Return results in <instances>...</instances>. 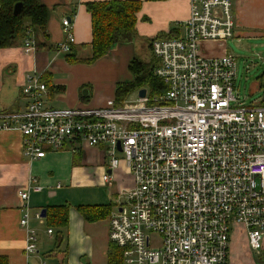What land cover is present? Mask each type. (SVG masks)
<instances>
[{
  "label": "built area",
  "instance_id": "2783aa9c",
  "mask_svg": "<svg viewBox=\"0 0 264 264\" xmlns=\"http://www.w3.org/2000/svg\"><path fill=\"white\" fill-rule=\"evenodd\" d=\"M190 6L178 37L150 42L163 93L152 96L147 89L135 102L110 98L100 107L57 111L45 107L47 67L35 68L21 85L29 101L14 126L30 161L69 143L104 146L111 171L125 162L133 185L120 192L121 207L109 217V238L122 249L124 264H230L236 226L252 251L263 248L264 106L241 105L236 56L204 52L208 41L235 37L234 0H190ZM73 17L62 19L59 53H71L76 42ZM35 43L30 31L23 39L26 55L35 54ZM19 196L30 255L38 251L30 189ZM36 217L43 220L42 212Z\"/></svg>",
  "mask_w": 264,
  "mask_h": 264
},
{
  "label": "crops",
  "instance_id": "0c3cea01",
  "mask_svg": "<svg viewBox=\"0 0 264 264\" xmlns=\"http://www.w3.org/2000/svg\"><path fill=\"white\" fill-rule=\"evenodd\" d=\"M100 0H42L49 9L45 32L33 30L36 52L26 55L23 40L10 48L0 49V256H6L8 264H110L112 243L109 238V217L120 207V192L133 185V178L121 162L119 168L109 169L110 157L104 146L89 147L66 144L61 150L47 148L46 155L30 161L23 149V136L14 126L27 110L28 98L22 92V82L35 68L43 70V80H50L45 107L51 110H67L82 106L100 107L114 98L116 84L131 80L129 63L137 55L139 37L150 42L154 37H165L190 16V0H141L137 13L136 36L117 43L112 51L94 63L72 62L65 53H59L55 44L65 38L62 19L74 15L73 33L76 39L71 53L79 60L92 56V17L86 2ZM237 17L234 38L264 39V0H234ZM151 50V49H150ZM206 54L221 56L227 52L226 42L205 43ZM78 61V60H77ZM45 81V80H44ZM237 88V86H236ZM102 90V92L100 91ZM238 90V88H237ZM84 93L87 95H84ZM252 106H264V99L254 100ZM19 120V119H18ZM78 148L77 152L73 148ZM87 167H97L102 174H111L118 191L111 200V192L104 203L75 200L70 196L85 186L89 176ZM30 189V227L37 235L38 251L27 255L26 230L21 227L23 211L20 190ZM120 200V201H119ZM68 203V225H47V207ZM112 204L111 212L104 218L89 221L79 211L80 205ZM46 210L43 220L37 212ZM52 228L53 234L47 230ZM61 233V236H58ZM236 233L235 235H233ZM60 239L59 243L58 240ZM245 230L235 227L231 233L230 255H242L243 264H260L247 256L249 251ZM264 251V239L263 248ZM232 261V262H231Z\"/></svg>",
  "mask_w": 264,
  "mask_h": 264
},
{
  "label": "trees",
  "instance_id": "16d2710c",
  "mask_svg": "<svg viewBox=\"0 0 264 264\" xmlns=\"http://www.w3.org/2000/svg\"><path fill=\"white\" fill-rule=\"evenodd\" d=\"M22 2L21 11L15 15L13 10L16 3ZM86 7L92 17V56L79 60L74 53L67 58L72 62L94 63L107 56L121 40L132 38L137 32V13L141 9V0H100L86 2ZM49 9L42 0H0V49L10 48L27 37L33 30L45 32ZM180 27L174 28L168 37H178ZM163 37V36H162ZM74 46L72 47V51ZM151 49V44H150ZM152 52V50H151ZM155 59V57H154ZM78 60V61H77ZM155 63L148 67L144 61L134 56L129 63L132 79L116 84L114 99L123 103L133 92L146 88L150 95L165 92L166 85L155 75ZM50 86V80L45 77ZM68 203L47 207L46 222L53 227L68 225ZM79 211L85 219L95 221L106 217L112 210V204L80 205ZM61 236L60 232L57 233ZM58 240L57 244L59 243ZM110 264H124L123 251L112 244ZM0 264H8L6 256H0Z\"/></svg>",
  "mask_w": 264,
  "mask_h": 264
},
{
  "label": "rangeland",
  "instance_id": "374dc122",
  "mask_svg": "<svg viewBox=\"0 0 264 264\" xmlns=\"http://www.w3.org/2000/svg\"><path fill=\"white\" fill-rule=\"evenodd\" d=\"M181 29V28H180ZM136 36V35H135ZM134 36V37H135ZM133 41L137 44L136 57L145 62L148 67L155 63L154 56L144 38L142 41L136 37ZM227 52L236 56L238 60V75L236 86L237 94H240L241 105L252 106L249 103L257 99H264V39L230 38L226 41ZM102 92V90H100ZM138 91L131 93L125 102H135ZM89 176L85 180V186L70 196L72 201H98L104 203L111 192V200L115 199L114 194L118 191L116 183H107L103 179L102 170L95 167H87ZM233 230V229H232ZM234 233L233 235H235ZM247 256L260 264H264V251L247 250ZM242 255H234L232 264H243Z\"/></svg>",
  "mask_w": 264,
  "mask_h": 264
},
{
  "label": "water",
  "instance_id": "95a60500",
  "mask_svg": "<svg viewBox=\"0 0 264 264\" xmlns=\"http://www.w3.org/2000/svg\"><path fill=\"white\" fill-rule=\"evenodd\" d=\"M22 6H23V3L22 2H18V3L15 4L14 10H13V12H14L15 15H17L21 11ZM146 92H147V89L146 88L140 89L139 90V96L140 97H145ZM84 95H87V93L86 94L84 93ZM119 149H120V146H119ZM45 216H46V210L43 209L42 210V217H45Z\"/></svg>",
  "mask_w": 264,
  "mask_h": 264
}]
</instances>
